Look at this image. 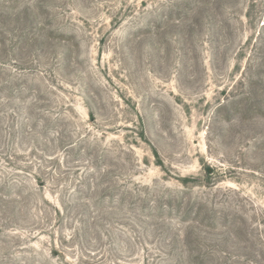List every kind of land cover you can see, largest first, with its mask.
<instances>
[{"label":"rangeland","instance_id":"obj_1","mask_svg":"<svg viewBox=\"0 0 264 264\" xmlns=\"http://www.w3.org/2000/svg\"><path fill=\"white\" fill-rule=\"evenodd\" d=\"M0 264H264V0H0Z\"/></svg>","mask_w":264,"mask_h":264}]
</instances>
